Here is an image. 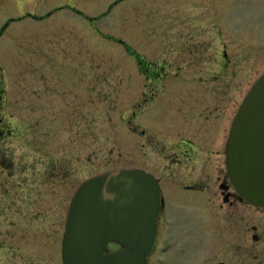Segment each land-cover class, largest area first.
<instances>
[{"label":"rangeland","instance_id":"obj_1","mask_svg":"<svg viewBox=\"0 0 264 264\" xmlns=\"http://www.w3.org/2000/svg\"><path fill=\"white\" fill-rule=\"evenodd\" d=\"M224 47L241 99L264 71V0H0V264H59L72 189L143 165L146 138L127 124L148 133L139 99H193L204 71L182 54L189 67ZM133 53L167 66L154 91ZM202 210L176 211L175 224L203 239V264H264V208Z\"/></svg>","mask_w":264,"mask_h":264},{"label":"flooded vegetation","instance_id":"obj_2","mask_svg":"<svg viewBox=\"0 0 264 264\" xmlns=\"http://www.w3.org/2000/svg\"><path fill=\"white\" fill-rule=\"evenodd\" d=\"M183 54L181 61L189 72H194L191 66H195L199 72L204 71L198 80L205 84L202 89L193 99H157L158 96L152 92L148 99H139L136 105L139 113L147 109L150 112L149 128L146 127L148 133L139 127L140 123L134 125L131 119L127 122L134 133L139 131L140 136L147 141L140 147V151H143V165L136 167L152 173L160 187L161 205L156 238L146 257V264H203L201 258L196 257L203 239L195 236L191 238L193 233L190 235L180 227L177 228L176 211L184 208L201 211L206 207L208 212L214 209L217 214L232 217L233 210L239 205L254 206L238 193L229 171L227 156L228 141L239 106L253 81L250 85L248 83L247 89H241L240 92L244 94L239 99L236 84L232 85V80H236V70H229L232 64L226 47L211 58L213 63H205L199 51L198 60H191L189 67L182 58ZM133 55L140 72L152 86L149 90L154 91L166 75L167 66L149 64L137 53ZM181 67L179 63L175 66L169 64V68L174 71H179ZM137 115L138 112H134V116ZM0 120L1 123V117ZM3 134L4 127L0 125V136ZM77 186L72 189L71 198ZM167 213L171 216V223L166 225L168 229L163 228L164 215ZM253 230L256 242L261 241L257 226ZM120 247L118 242L108 243L110 250ZM58 258L59 264H63L62 241ZM211 264L228 263L219 261Z\"/></svg>","mask_w":264,"mask_h":264},{"label":"water","instance_id":"obj_3","mask_svg":"<svg viewBox=\"0 0 264 264\" xmlns=\"http://www.w3.org/2000/svg\"><path fill=\"white\" fill-rule=\"evenodd\" d=\"M227 156L238 193L264 207V72L239 107ZM160 205L159 183L145 170L116 167L86 179L67 214L64 264H146Z\"/></svg>","mask_w":264,"mask_h":264}]
</instances>
